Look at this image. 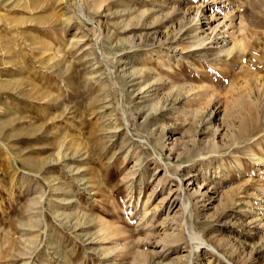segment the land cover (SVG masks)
<instances>
[{"label": "rangeland", "instance_id": "rangeland-1", "mask_svg": "<svg viewBox=\"0 0 264 264\" xmlns=\"http://www.w3.org/2000/svg\"><path fill=\"white\" fill-rule=\"evenodd\" d=\"M204 180L213 198L191 197ZM190 257L264 264V0H0V264Z\"/></svg>", "mask_w": 264, "mask_h": 264}, {"label": "bare ground", "instance_id": "bare-ground-1", "mask_svg": "<svg viewBox=\"0 0 264 264\" xmlns=\"http://www.w3.org/2000/svg\"><path fill=\"white\" fill-rule=\"evenodd\" d=\"M81 15L84 17V13L83 11H81ZM135 15V14H134ZM131 16V15H130ZM216 16V15H215ZM133 17V16H132ZM214 16L212 15L210 19H213ZM241 17L234 12V10H232V12H227L223 15L222 17V21L219 22L218 26L223 25L226 28V34H223L221 37L220 42L217 43V51L219 54L221 55H226V57L228 58L229 55H231V53L233 52V50L235 49L236 45L239 44V42H237L236 39H234V37L237 35V30H239L240 25L242 24V20L240 19ZM207 18L206 20H204V18L202 16H199L196 20L195 26L196 29H200L203 27H208L210 24V19ZM217 19V18H216ZM240 19V20H238ZM218 21V20H217ZM244 21V20H243ZM131 26V24L128 22L126 23V28H129ZM207 29V28H206ZM208 29H211L208 27ZM216 28L213 29V31L211 33H206L205 31L202 33H196L195 36V40L192 43L193 47H197V48H206L207 45L210 44V40H213V33L215 31ZM212 30V29H211ZM168 31V30H167ZM195 31V30H194ZM170 32V31H169ZM217 32V31H216ZM240 32V31H239ZM167 33V32H166ZM221 34V33H220ZM229 34V36H228ZM219 35V34H217ZM168 36V35H167ZM168 38V37H167ZM129 40L132 42L133 46L136 45V40L135 37H131L129 38ZM213 43V42H212ZM154 44V43H153ZM136 47V46H135ZM172 47V46H171ZM177 48V47H175ZM169 52H176L173 50H169ZM242 108L244 109L245 113H243V121L242 122V126L241 129L243 130V133L245 134H250V131L252 129L251 124H256L260 121V114L257 112V103L252 100V99H245L244 103L241 104ZM257 110V111H256ZM217 111H215V109H205L202 112H199L197 114V119H196V123H199L200 125H207V124H211L213 126V131L215 134V137H213V139L210 142V146L211 148L215 151V149H217L219 147V141L216 139V134H218L220 132V123H214V118L217 115ZM242 117V116H241ZM222 121V117L219 118V122ZM168 146V145H167ZM174 149V146L172 145L171 147H169V150L172 151ZM163 162V161H162ZM166 173V172H165ZM173 176V175H170ZM169 177V176H167ZM170 178V177H169ZM167 180V179H166ZM169 180V179H168ZM208 181V180H207ZM206 180H204L202 182V184L199 185L198 189H195L191 192L190 196L193 198H199V199H212L213 196L210 194V189L212 185L209 186V188L204 187L203 189L201 188L205 182H207ZM180 183H183V180L181 179ZM208 183V182H207ZM206 183V184H207ZM181 188V187H180ZM188 200V199H187ZM191 204H190V200L186 201L182 207V210L186 213H188L191 209ZM147 215V214H146ZM153 221V220H152ZM172 225V224H171ZM173 232V231H172ZM106 235V234H105ZM109 235V233H108ZM107 235V236H108ZM115 235V234H114ZM112 237V236H111ZM174 237V236H173ZM117 239V238H116ZM179 240V239H178ZM197 240V244L195 245V247L192 246V252L194 253L195 251H197L201 246H205L207 249H210L211 251H216L210 244H208L206 241L200 240V239H196ZM166 241V240H165ZM157 242V241H156ZM173 242V241H172ZM175 242V241H174ZM196 243V242H195ZM169 244V243H168ZM164 246V244H163ZM116 248V247H115ZM156 251V250H155ZM192 253V254H193ZM152 262V261H151ZM190 264H192V257H190Z\"/></svg>", "mask_w": 264, "mask_h": 264}]
</instances>
